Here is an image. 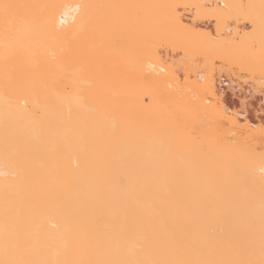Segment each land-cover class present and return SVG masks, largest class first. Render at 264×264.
<instances>
[{"label": "bare ground", "instance_id": "1", "mask_svg": "<svg viewBox=\"0 0 264 264\" xmlns=\"http://www.w3.org/2000/svg\"><path fill=\"white\" fill-rule=\"evenodd\" d=\"M262 88L264 0H0V264H261Z\"/></svg>", "mask_w": 264, "mask_h": 264}, {"label": "snow or ice", "instance_id": "2", "mask_svg": "<svg viewBox=\"0 0 264 264\" xmlns=\"http://www.w3.org/2000/svg\"><path fill=\"white\" fill-rule=\"evenodd\" d=\"M2 7L4 8L5 12H7V10L10 7H12V6L11 5H8V4H4ZM64 7H65V9L71 8L73 11H78L80 9L81 5H74V6H72V5H65ZM73 19H74V17H73ZM63 22L64 21L61 20V23H63ZM261 264H264V260L261 261Z\"/></svg>", "mask_w": 264, "mask_h": 264}, {"label": "rangeland", "instance_id": "3", "mask_svg": "<svg viewBox=\"0 0 264 264\" xmlns=\"http://www.w3.org/2000/svg\"><path fill=\"white\" fill-rule=\"evenodd\" d=\"M263 89V88H262ZM263 91H264V89H263ZM259 93H262V91H260Z\"/></svg>", "mask_w": 264, "mask_h": 264}]
</instances>
